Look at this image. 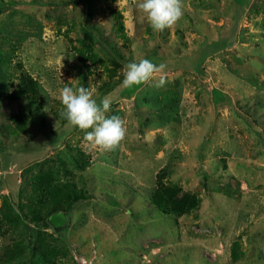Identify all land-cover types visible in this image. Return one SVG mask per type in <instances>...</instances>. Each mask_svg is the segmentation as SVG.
Wrapping results in <instances>:
<instances>
[{
    "label": "rangeland",
    "instance_id": "1",
    "mask_svg": "<svg viewBox=\"0 0 264 264\" xmlns=\"http://www.w3.org/2000/svg\"><path fill=\"white\" fill-rule=\"evenodd\" d=\"M136 3L0 0V264H264V0H183L163 32ZM145 58L166 85L123 87ZM21 70L37 101L9 99ZM65 86L111 98L117 150L68 124ZM159 178L195 209L157 210ZM53 210L61 231L34 218Z\"/></svg>",
    "mask_w": 264,
    "mask_h": 264
},
{
    "label": "clouds",
    "instance_id": "2",
    "mask_svg": "<svg viewBox=\"0 0 264 264\" xmlns=\"http://www.w3.org/2000/svg\"><path fill=\"white\" fill-rule=\"evenodd\" d=\"M122 0H117L119 8ZM136 9L144 15L153 31L171 29L183 17V0H137ZM63 67V65H62ZM166 65L140 59L125 65L122 85L133 88L142 85L163 88L167 81L163 75ZM63 111L61 115L68 124L85 133L84 141L90 150L112 152L117 150L127 136L126 121L118 115L108 116L112 100L105 96L98 103L88 88L76 89L65 86L59 91Z\"/></svg>",
    "mask_w": 264,
    "mask_h": 264
},
{
    "label": "trees",
    "instance_id": "3",
    "mask_svg": "<svg viewBox=\"0 0 264 264\" xmlns=\"http://www.w3.org/2000/svg\"><path fill=\"white\" fill-rule=\"evenodd\" d=\"M87 3L88 2L85 1V4ZM113 12L114 11H112V14H114L117 17V19L121 20L122 18L121 15L119 13L117 15L116 13ZM236 22H237V18L235 17V21L233 24L236 25ZM89 28L91 31L93 30L96 33L98 32L96 31L94 26H89ZM122 29H123L122 22L120 21L119 30ZM98 34L99 33H97L96 35ZM97 37H99V35ZM16 76H17L16 77L17 82L14 86V89L8 95L9 99L18 100L24 97L32 101H37L39 96L37 81L34 78H32L27 72L22 70L19 71L18 75ZM38 181L43 189L46 188L47 190L53 191L51 195L54 197H57L60 194H64L65 198L68 199H70L68 196H74L76 198L75 201H79L82 198H84L82 195L76 196L73 189L68 188L67 184L54 183L53 180L51 179L48 180V177H46L44 185H42L43 182L41 178H39ZM178 193H179V189L165 185L162 182V179L159 178L157 187L154 190L150 199L151 204L157 210H159L164 214H175L177 216H181L183 214L189 213L193 209H195V207L197 206V201L194 196L190 197V199L188 200H180L177 197ZM57 212H59V210H53L49 214L35 216L34 218L36 220L42 221L45 226L47 225L56 231H61L62 226L61 225L57 226L52 220L53 215ZM31 219L34 220L33 218ZM44 250L45 249H43V246L39 247V252H41V254H43ZM48 262H50L49 259Z\"/></svg>",
    "mask_w": 264,
    "mask_h": 264
}]
</instances>
